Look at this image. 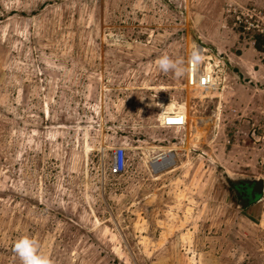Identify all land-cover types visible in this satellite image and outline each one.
I'll return each mask as SVG.
<instances>
[{
    "label": "rangeland",
    "instance_id": "rangeland-1",
    "mask_svg": "<svg viewBox=\"0 0 264 264\" xmlns=\"http://www.w3.org/2000/svg\"><path fill=\"white\" fill-rule=\"evenodd\" d=\"M225 171L264 176V0H0V264H264Z\"/></svg>",
    "mask_w": 264,
    "mask_h": 264
},
{
    "label": "clouds",
    "instance_id": "clouds-1",
    "mask_svg": "<svg viewBox=\"0 0 264 264\" xmlns=\"http://www.w3.org/2000/svg\"><path fill=\"white\" fill-rule=\"evenodd\" d=\"M196 55L194 51L193 57L195 58ZM156 63L160 71L172 73L176 78H180L186 71L182 59H173L167 53L162 54ZM13 251L20 258L21 264H51L50 258L40 252L38 242L27 234L17 238L13 245Z\"/></svg>",
    "mask_w": 264,
    "mask_h": 264
},
{
    "label": "water",
    "instance_id": "water-1",
    "mask_svg": "<svg viewBox=\"0 0 264 264\" xmlns=\"http://www.w3.org/2000/svg\"><path fill=\"white\" fill-rule=\"evenodd\" d=\"M225 174H226V177L229 178V180L234 184H238L242 182L250 186V189H251L250 196L243 198V200H241V203H240L241 207H243L245 204L250 203L251 200H254V198L262 192L263 181L259 177L231 174L228 171H225ZM225 184H227V182Z\"/></svg>",
    "mask_w": 264,
    "mask_h": 264
},
{
    "label": "built area",
    "instance_id": "built-area-1",
    "mask_svg": "<svg viewBox=\"0 0 264 264\" xmlns=\"http://www.w3.org/2000/svg\"><path fill=\"white\" fill-rule=\"evenodd\" d=\"M121 150H122V149L119 150L120 152H119V154L117 155L118 158H117V161L115 162L117 166L119 165L118 167H122L123 160H124V158H123V150H122V152H121Z\"/></svg>",
    "mask_w": 264,
    "mask_h": 264
},
{
    "label": "bare ground",
    "instance_id": "bare-ground-1",
    "mask_svg": "<svg viewBox=\"0 0 264 264\" xmlns=\"http://www.w3.org/2000/svg\"><path fill=\"white\" fill-rule=\"evenodd\" d=\"M190 63H192V66H193V62L192 61H190ZM190 71V78H191V80L190 81H192V77L194 78V70L193 69H191V70H188V72ZM193 71V72H192ZM189 74V73H188ZM189 76V75H188ZM200 79H203V78H200ZM203 81V82H202ZM201 82L202 83H200L201 85H204V84H206L207 82H206V80H205V78H204V80H202ZM193 82V81H192ZM123 164H125V160H123Z\"/></svg>",
    "mask_w": 264,
    "mask_h": 264
},
{
    "label": "crops",
    "instance_id": "crops-1",
    "mask_svg": "<svg viewBox=\"0 0 264 264\" xmlns=\"http://www.w3.org/2000/svg\"><path fill=\"white\" fill-rule=\"evenodd\" d=\"M189 80H191V78ZM258 177L262 179L263 187H262V192L259 195H257V196H260V195L264 196V176L258 174ZM263 200H264V197H263Z\"/></svg>",
    "mask_w": 264,
    "mask_h": 264
},
{
    "label": "flooded vegetation",
    "instance_id": "flooded-vegetation-1",
    "mask_svg": "<svg viewBox=\"0 0 264 264\" xmlns=\"http://www.w3.org/2000/svg\"><path fill=\"white\" fill-rule=\"evenodd\" d=\"M239 184H240V185L243 184V186H244V183H242V182L238 183L237 185H239ZM239 188H240V192L242 193L243 191L245 192L246 190H247V192H248V188H249V187H248V185H247V186L245 185L244 188H241V187H239Z\"/></svg>",
    "mask_w": 264,
    "mask_h": 264
}]
</instances>
